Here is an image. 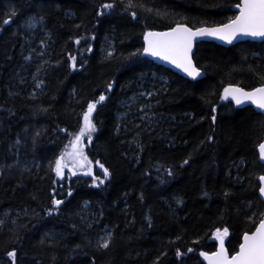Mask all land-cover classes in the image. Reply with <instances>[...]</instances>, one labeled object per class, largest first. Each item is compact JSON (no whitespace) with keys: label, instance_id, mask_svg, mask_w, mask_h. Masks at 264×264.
Listing matches in <instances>:
<instances>
[{"label":"trees","instance_id":"1","mask_svg":"<svg viewBox=\"0 0 264 264\" xmlns=\"http://www.w3.org/2000/svg\"><path fill=\"white\" fill-rule=\"evenodd\" d=\"M239 1L133 0L126 11L128 0H0V264L13 249L15 264H203L217 228L237 250L264 212V116L220 93L264 84V42H199L204 77L190 80L142 56V36L224 24ZM101 94L85 138L92 175L65 170L59 184L50 163ZM53 196L63 203L48 214Z\"/></svg>","mask_w":264,"mask_h":264},{"label":"snow or ice","instance_id":"2","mask_svg":"<svg viewBox=\"0 0 264 264\" xmlns=\"http://www.w3.org/2000/svg\"><path fill=\"white\" fill-rule=\"evenodd\" d=\"M114 6V3H104L101 5V8L108 10L114 8ZM135 6L133 0H128L125 10L127 11L128 8ZM235 7L239 10L238 14L234 18L229 19L227 23L217 27H200L194 30L186 24L178 22L167 31H146L144 33L143 53L168 61L188 76L196 79L201 75L200 69L193 64L192 60L193 41L196 38L205 36L218 37L228 43H231L233 39L240 35L264 38V0H240V3L235 5ZM148 11L151 10L149 9ZM102 14L103 12L98 13V15ZM12 15L14 16L15 13ZM132 16L136 18L137 13L132 12ZM10 22V19L4 20V24ZM30 26H32L31 22ZM76 43L79 44L80 40L77 39ZM91 50L89 46L87 51ZM70 60L72 61L71 67L75 69L76 57L72 56ZM37 87H39V84ZM111 88L112 84L110 83L108 89L110 90ZM147 95L151 96L153 94L147 93ZM229 98L237 106L245 102H251L258 109L264 111V84L253 88L251 91H245L242 87L229 85L224 88L221 99L227 100ZM105 99V95L101 94L98 100L88 102L87 109L83 112L82 125L79 131L75 134H70L72 138L69 144H66L61 154L55 158L54 162L50 163L51 170L55 172L58 178H64L65 169L73 176L81 169H87L84 172L85 175H92V162L88 160L87 155L83 151V141L85 138L88 141L93 139L92 134L96 131V125L92 118L93 113L97 109V105L105 101ZM212 111L215 113L216 108L213 107ZM212 119L215 121V115H213ZM60 131L66 132L67 130L61 129ZM212 139L211 136L208 137V140ZM258 147L260 158L264 160V143H260ZM96 163L99 164V167L103 170L104 178L107 179L110 176L109 170L103 164H100L99 161H96ZM188 163L189 161L187 159L183 161L185 165ZM168 174L172 175V172L169 171ZM259 181V193L264 197V175L259 177ZM53 183H56V181H53ZM103 183L104 180L93 176L94 185L99 186V184ZM69 195H71V189H69ZM62 203V200L56 199L53 196L52 207L47 210L48 214L56 211ZM260 216L261 218L258 220V223H255V230L251 232L245 231L243 233L238 250L234 251L231 255L225 247V238L229 236V229L224 228L221 230L217 228L214 236L219 241L218 249L211 253L202 251L200 252V256L207 261V264H264V212ZM249 219L252 220L253 217ZM111 236V232H108L106 236L101 237L98 246L100 248H108L110 246ZM188 252H193V249L189 248ZM7 255L12 258L13 264H15V249L9 251ZM176 255L180 257L183 254L177 249Z\"/></svg>","mask_w":264,"mask_h":264},{"label":"water","instance_id":"3","mask_svg":"<svg viewBox=\"0 0 264 264\" xmlns=\"http://www.w3.org/2000/svg\"><path fill=\"white\" fill-rule=\"evenodd\" d=\"M240 3V1H239ZM237 5V4H236ZM231 10L235 13L234 17L238 14L239 10L235 7V5L231 8ZM233 17V18H234ZM227 23V22H226ZM225 24V23H224ZM175 26V25H174ZM173 26V27H174ZM219 26V25H217ZM217 26H202V27H208V28H211V27H217ZM200 28V27H198ZM169 29V28H168ZM168 29H165V30H161V31H156V32H163V31H167ZM196 29V28H195ZM194 29V30H195ZM154 31V30H152ZM243 41H251V42H264V38H259V37H251V36H246V35H240L238 36L237 38L233 39L231 43H228L227 41L225 40H222L218 37H210V36H205V37H198L196 38L194 41H193V48H192V60H193V55H194V51H195V46L196 44H198L199 42H214L218 45H221V46H231V45H234V44H237L239 42H243ZM142 43H143V48H144V34L142 36ZM142 56H145L147 58H149L150 60H152L155 64H158L160 66H163L169 70H171L172 72H174L175 74H178L179 76L183 77V78H186V79H190V80H195L193 79L192 77L188 76L185 72H183L181 69L177 68L175 65L169 63L168 61H165L163 59H160L159 57H153L151 55H148V54H144L143 51H142ZM193 64L195 65L194 63V60H193ZM200 73L201 75L198 76L196 79L198 78H202L204 77V73L200 70ZM228 87V86H227ZM237 87V86H236ZM259 87V86H258ZM252 90V89H251ZM251 90H245V91H251ZM223 92H224V89L221 91L220 93V103H226V102H231L235 107L237 108H243V107H246V106H249V107H252L257 113L261 114L264 116V111L258 109L254 104H252L251 102H245L244 104L240 105V106H237L232 100L231 98L227 99V100H224V99H221V97L223 96ZM260 143H264V130H263V137H262V140ZM259 146V145H258ZM257 153H258V158H259V161L260 163H262L264 165V160H261L260 158V155H259V147H257ZM55 174V173H54ZM264 175V174H262ZM261 175V176H262ZM56 176V175H55ZM260 177V176H259ZM56 179H57V182L59 184H62L64 182V178H58L56 176ZM258 182H259V188H260V181H259V178H258ZM258 194H259V198L261 199V201L263 202V205H264V197H262L259 193V190H258ZM223 230V229H222ZM255 230V228L253 229V231ZM211 239L212 240H215L216 242V248H215V251L218 249L219 247V241H217L215 239V236L212 235L211 236ZM241 241H242V238H241ZM238 248H239V245H238ZM237 248V250H238ZM213 251V252H215ZM201 257V261L203 262V264H207V261L202 257Z\"/></svg>","mask_w":264,"mask_h":264},{"label":"rangeland","instance_id":"4","mask_svg":"<svg viewBox=\"0 0 264 264\" xmlns=\"http://www.w3.org/2000/svg\"><path fill=\"white\" fill-rule=\"evenodd\" d=\"M32 23V26H30V24H29V28L30 29H33V28H35L36 27V23L35 22H31ZM86 140L84 139V141H83V151H84V153H85V150H84V147H85V145H86ZM65 170H67V169H65ZM65 175H69V174H66V171H65ZM64 178H65V176H64Z\"/></svg>","mask_w":264,"mask_h":264}]
</instances>
